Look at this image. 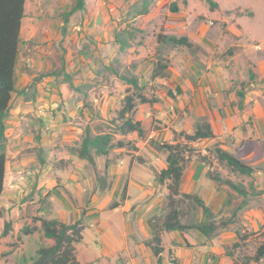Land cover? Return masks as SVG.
I'll list each match as a JSON object with an SVG mask.
<instances>
[{"label":"crops","instance_id":"crops-1","mask_svg":"<svg viewBox=\"0 0 264 264\" xmlns=\"http://www.w3.org/2000/svg\"><path fill=\"white\" fill-rule=\"evenodd\" d=\"M36 1L34 11L43 12L44 4ZM98 5L94 9L87 5L86 11L73 16L67 25L59 23L62 29L66 28L63 41L59 25L56 30L51 21L38 16L25 25L23 19L16 91L5 122L8 161L1 198L3 207L10 209L20 199H32L26 208L27 214L28 208L37 206V215L46 220L66 224L82 221L83 238L76 244L81 264H238L233 248L239 241L237 223L241 222L243 233L264 232V209L254 203V199H264V42L256 36L262 28L256 26V19L250 22L245 19L239 23L241 38L227 48L218 39L204 40L203 32L201 36L188 33L179 7L178 12L169 11V21L159 27L163 36L187 37L193 47L196 43L204 45L206 62H196V67L191 68L195 72L192 80L184 82L183 76L178 78L176 99L159 90L153 95L158 99L153 104H143L138 99L135 119L142 122L144 134L128 135L135 134L142 140L153 138L157 132L145 129L146 123L153 119L151 110L163 120L164 103L174 101L182 108L188 104L190 115L179 114L175 121L173 144L180 141L176 134H193L204 120L211 124L215 137L193 143L203 145V154L194 152L186 166L182 192L202 198L213 214L222 212L223 215L225 206L232 205L231 199H242V203L236 212L232 213L231 209L226 212V216L231 214L229 218L237 213L235 223L218 229L211 239L195 229L163 232L164 250L156 257L148 245L152 238L148 221L168 213L167 199H160L157 193L164 185L157 175L167 168V163L156 154L147 157L149 162L141 160L140 165L148 173L154 175L150 164L158 172L156 177L147 180L141 172L145 171L144 167L132 163L129 155L112 161L114 152L125 151L123 144L120 148L114 147L108 155L95 157L94 164L78 156L86 129H92L95 122L101 119L104 122L121 110L124 91L131 87L123 83L113 96L109 95L107 78H117L115 65L124 48L120 32L124 33L127 28L130 37L131 29L143 32L148 23L129 21L124 28L117 7L108 11L105 5ZM148 16L140 17L147 20ZM171 43L175 46L172 55L175 60L181 61L182 55L189 54L186 46ZM191 62L194 63L192 57ZM140 107L150 111L143 109L139 114ZM93 134L104 133L93 130ZM217 149L235 155L255 172L243 174L227 162H220ZM216 166L220 167L218 171ZM9 212L1 220L0 234L4 220H13L14 210ZM203 214L206 221L208 217ZM211 219L217 221L214 216ZM12 223L13 230H17V225ZM38 223L40 227H36L42 230L41 222ZM197 234L201 238L199 243L195 242ZM44 239L46 247L54 244V240ZM228 246L232 248L226 249ZM245 264H264V258L258 263Z\"/></svg>","mask_w":264,"mask_h":264},{"label":"rangeland","instance_id":"rangeland-1","mask_svg":"<svg viewBox=\"0 0 264 264\" xmlns=\"http://www.w3.org/2000/svg\"><path fill=\"white\" fill-rule=\"evenodd\" d=\"M41 1L45 6V10L43 12H35L33 7L36 4L35 2L37 1L28 0L26 17L24 20L25 25L28 21L30 22L33 18H36L38 16L42 20L51 21L52 25H55V29L57 30V25H59V23L63 24L64 22L62 16L63 12L68 11L71 8L72 4L75 2V0ZM214 1L219 4V8L215 10H212L210 8V5L205 0H88V6L91 9H94V7H98V4L105 5L108 11H110L111 7H117L120 11L119 18L121 19V24L124 26V28L129 25V21L135 23H139L140 21H148V23L144 25L145 30L143 32L136 33L131 29V36L129 35L130 37H128L126 33L127 28H125V31L123 28L124 33L120 32L119 39L122 41L124 48L123 51L120 52L119 60L115 65V69L117 70L118 74L117 78L113 77V80L107 78V84L110 86L109 89L111 91L109 95L113 96L119 89L121 84H126V82H124V80L122 79V76H127L137 77L139 81L143 83L142 85L152 82V85H150L148 89L146 88V90L143 91V93H146L147 95L149 94V97H153V95H156V91L159 90L161 92L165 91L168 96L170 92H172V98L176 99L177 95H179V90L177 88L179 83L177 81L181 79L180 76H183L184 82L188 79L192 80V78H194L193 73L195 72H193L191 68L196 67V62H206V47L197 43L192 48L186 47V50L189 51V54L187 56L182 55L181 61H179V59L175 60L172 56L175 46L171 43V40H169L168 37L162 35V29H160L159 27L162 26L161 23L169 21L168 13L169 11L171 12L170 8L173 3H175L181 10H183V14H181L183 16L181 17V19L182 22H184L185 27L188 29V33L191 32L195 35L198 34L199 36H201V33L203 32V38L206 41L213 42L217 41L218 39V41L220 40L221 43L224 44V46L226 43L227 48L232 47L234 41H237L241 38L242 27L239 23H243L245 19H248V22L251 21L250 19H256V26L258 28H262L256 36H258L260 39H263L264 42V0ZM141 15L148 16L149 18L147 20L142 19L140 17ZM59 26V29L61 28L62 30L61 33L59 32V36L63 38L61 40L63 41L66 38L67 33L63 31V25ZM253 32H255V30ZM221 38L227 40L223 41L221 40ZM189 56L193 58L194 63L191 62V57ZM159 59H163L168 65V69L165 72L167 74V77L163 79L158 78L152 80V72L153 69L157 66V61ZM178 62H180L181 64ZM105 91H107L108 93V90ZM153 91H155V93H153ZM125 95L126 92L124 91V97ZM124 99L125 98H121L122 106ZM162 108L164 109V111H166V115L164 116L163 120H159L157 118V115L153 113L154 111L151 110L153 119L149 120L145 125L146 130L157 132V134L153 138L142 140V138L140 139L135 134L122 137L116 132V129L112 124V121H114L118 112L115 113V115H113L110 119L104 120V122L102 119L95 122V124L92 125V129L96 133H113L115 149L120 148L118 143H123L125 151H123L122 153L114 152V160L112 161H116L118 158L124 159L126 155H129L132 159V163L137 162L140 165L141 160L149 162L147 159L149 157H152L153 154H156L157 156L159 155V157L167 163L166 157L168 152L163 148V145L174 143L175 138L173 127L175 126V121L178 119L179 114H181L182 117L190 115V106L186 104L182 108L180 105H175L174 101H169V103H164ZM143 109L150 111V109L147 107ZM143 109L140 107L138 113L140 114L141 110ZM198 123L200 122H197V124ZM140 141H142V144L138 146ZM190 147H192L195 154H203L201 152L204 149L203 145L196 146V144H190ZM141 151L144 154H140ZM127 165L130 169L129 162ZM141 166L144 167L145 171L143 169V171H141ZM150 166L152 171L154 172V175L148 173L144 165L139 166L140 171L145 174V178L147 180L153 178V176L156 177L155 174L158 173L153 165L150 164ZM157 167L160 168V165L157 164ZM215 168V171H218L220 167L216 166ZM167 184L168 183L159 187L160 190L157 193L160 195V199H168L167 197L169 194V190ZM241 200L242 199H231L232 205L229 207L225 206V213H223V215L222 212L220 214L214 213V217H216L217 221H220L221 219H228L231 214L226 216V212L231 209L233 213V211L240 206L239 204L242 203ZM243 200L249 201L252 199ZM254 200L255 205L264 209V199ZM20 201V203H14V205H12V208L10 209L6 208L5 206L3 207L5 216H7V213L10 210H14L12 221L15 223V225H17V230L14 229L10 234L11 236L9 235L7 238L3 236L1 237L0 264H32L33 261L38 257L39 249L41 247H46V242L44 241L45 239L42 230L37 229L38 231L36 230L35 233H32L30 235L23 232V228L25 226H29L30 228H34L36 226L40 227V223L33 222L32 219L29 218V214H27L26 212V208L28 205H31L32 199H20ZM3 202L8 203L7 199H4ZM180 208L183 212L182 222L184 224L193 225L204 221L205 215L203 214V212H201V209L191 200L183 198L182 202L180 203ZM239 210L238 214L239 216H241V211ZM208 219L212 220L211 218ZM6 222L7 219L4 220L1 232H3ZM240 223L241 222L237 223V230H240L239 233L243 235L245 233L242 232V228H240L242 226H240ZM195 231L198 233L197 230ZM247 233H250L247 234L249 235V240L247 242H244L239 249L237 248L234 251L235 261L238 264H245V262H247V258L254 255L257 248L264 241V234L256 235L251 231H247ZM197 237L198 239H196ZM211 238L212 237H210L209 239ZM200 241L201 238L197 234V236H195V242L199 243ZM186 245H189V243L187 242ZM231 246H228V248L226 247V249L232 248Z\"/></svg>","mask_w":264,"mask_h":264},{"label":"trees","instance_id":"trees-1","mask_svg":"<svg viewBox=\"0 0 264 264\" xmlns=\"http://www.w3.org/2000/svg\"><path fill=\"white\" fill-rule=\"evenodd\" d=\"M212 10L219 8V4L214 0H205ZM27 0H0V223L4 217V208L2 205V194L4 190V181L6 174L7 156V137H6V119L9 116L10 105L13 94L16 91V64L19 57V46L22 41V24L26 17ZM88 0H75L68 11L63 12V21L67 25L71 18L78 13H84L87 9ZM172 12H178V6L173 3L171 5ZM66 32V28H63ZM176 45L192 48L193 44L187 37L177 39L170 37ZM122 42V41H121ZM123 44V43H122ZM168 65L163 59L157 61V66L153 69L151 79H163L167 77L165 73ZM122 79L131 87L126 90V96L121 110L118 111L116 118L112 121L117 132L123 135L137 132L139 136H143L142 122L135 119L137 111V100L143 104H153L158 101L156 97L149 98L143 93L149 84L141 86L137 77L122 76ZM132 88V89H131ZM133 90V92H131ZM179 90V88H178ZM170 94H172L170 92ZM180 141L175 144H165L163 148L168 152L167 168L163 169L157 179L161 184H167L169 194L167 199L168 213L165 216H155L149 219V225L152 229V238L148 242L154 255L159 257L164 248L162 245V234L165 231L184 232L188 229H195L205 235L212 237L218 229L224 228L229 224L235 223L237 213H234L231 218L222 220L218 224L215 220H209L186 225L181 221L182 210L180 203L183 198L191 200L196 204L208 218L214 216L210 208L205 204L204 200L197 195L185 194L182 192L183 176L186 166L192 161L194 151L190 144L199 140L212 139L215 137L211 124L204 120L198 126L193 134L181 132L176 134ZM185 142V143H184ZM120 142L118 145H122ZM115 147L114 135L111 132L104 134H93L88 127L83 137L81 147L78 149V156L86 159L92 164L95 163V157L108 155ZM217 157L220 162L227 164L234 170H238L243 174H252L255 169L238 159L235 155L230 154L221 149H217ZM203 160H206L205 158ZM233 188L241 191V189L231 183ZM126 191V190H125ZM125 191L123 197H125ZM182 198V199H181ZM116 204L112 205L114 207ZM237 210H235L236 212ZM30 218L33 222H41L42 231L45 238L54 240V244L48 247H41L38 251V257L32 264H81L77 259L76 244L79 243L83 236L82 231L84 226L82 221L66 224L56 220H46L37 215V206L28 208ZM37 227L30 228L25 226L23 232L25 234L33 233ZM13 230L12 221H7L0 238L8 236ZM264 234L261 233V235ZM249 239L246 233H239V241L233 245L237 249ZM264 258V241L257 248L256 253L247 258V262H260Z\"/></svg>","mask_w":264,"mask_h":264}]
</instances>
